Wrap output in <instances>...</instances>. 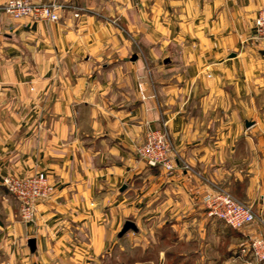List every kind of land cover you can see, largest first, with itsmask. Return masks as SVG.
I'll return each instance as SVG.
<instances>
[{
    "label": "crops",
    "instance_id": "crops-1",
    "mask_svg": "<svg viewBox=\"0 0 264 264\" xmlns=\"http://www.w3.org/2000/svg\"><path fill=\"white\" fill-rule=\"evenodd\" d=\"M27 1L62 8L0 14V264H108L134 240L156 264H263L238 255L264 235V0ZM161 128L171 176L137 155ZM38 173L53 191L23 222L2 179ZM218 191L258 220L207 217Z\"/></svg>",
    "mask_w": 264,
    "mask_h": 264
},
{
    "label": "built area",
    "instance_id": "built-area-1",
    "mask_svg": "<svg viewBox=\"0 0 264 264\" xmlns=\"http://www.w3.org/2000/svg\"><path fill=\"white\" fill-rule=\"evenodd\" d=\"M62 7L57 4H33L27 0H8L0 3V14H5L13 20L27 18L38 22H55L58 11ZM74 9V8H71ZM80 10L74 13L78 17ZM255 39L264 45V9L255 18ZM172 145L167 131L161 129L147 130L141 146L137 149L139 159L149 168H160L167 175H172L176 164L171 156ZM5 191L16 201L19 217L23 222H31L35 214V205L46 200L53 191L52 185L43 173L25 178L13 176L2 179ZM206 216L221 221L225 226L239 230L257 221L251 207L239 203L228 193L218 191L204 199ZM249 254L253 261L264 264V236L249 239L246 245L239 249L240 256ZM252 264V260L245 261Z\"/></svg>",
    "mask_w": 264,
    "mask_h": 264
},
{
    "label": "rangeland",
    "instance_id": "rangeland-1",
    "mask_svg": "<svg viewBox=\"0 0 264 264\" xmlns=\"http://www.w3.org/2000/svg\"><path fill=\"white\" fill-rule=\"evenodd\" d=\"M254 23H255V20H254ZM253 38L255 39V26H254V37ZM256 41L259 42V40H256ZM259 43H261V42H259ZM232 198H234V197H232ZM235 200L238 201L237 199H235ZM128 232L131 233V231H128ZM263 236H261V237H263ZM145 238L147 239V237H145ZM136 243L138 244L139 241L134 240L131 242H125L119 248H114V250H112V252L109 254L107 263L108 264H156L157 260L159 259L158 254L153 253V252L150 253L148 248L146 250H144V248H140V246H134V244H136ZM121 248H122V250H121ZM173 258H174V256H173ZM172 260L173 259H169L166 262V264L172 263L171 262Z\"/></svg>",
    "mask_w": 264,
    "mask_h": 264
},
{
    "label": "water",
    "instance_id": "water-1",
    "mask_svg": "<svg viewBox=\"0 0 264 264\" xmlns=\"http://www.w3.org/2000/svg\"><path fill=\"white\" fill-rule=\"evenodd\" d=\"M128 231H132V232H135V231H136V227H135V225H134L132 222H130V221H126V222L123 224V226H122V228H121V230H120L118 236H119V237H122V236H123L124 234H126ZM28 247H29L30 251H33V250H34V240H30V241L28 242Z\"/></svg>",
    "mask_w": 264,
    "mask_h": 264
}]
</instances>
